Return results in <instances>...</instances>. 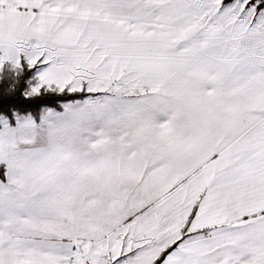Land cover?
Wrapping results in <instances>:
<instances>
[{
	"label": "snow or ice",
	"instance_id": "obj_1",
	"mask_svg": "<svg viewBox=\"0 0 264 264\" xmlns=\"http://www.w3.org/2000/svg\"><path fill=\"white\" fill-rule=\"evenodd\" d=\"M0 264H264V0H0Z\"/></svg>",
	"mask_w": 264,
	"mask_h": 264
},
{
	"label": "trees",
	"instance_id": "obj_2",
	"mask_svg": "<svg viewBox=\"0 0 264 264\" xmlns=\"http://www.w3.org/2000/svg\"><path fill=\"white\" fill-rule=\"evenodd\" d=\"M13 108L22 113L32 112V108L25 103L20 93L10 95L7 90V85L3 81H0V114L7 115L12 119ZM32 114H38V112H32ZM4 167L6 166L0 164V168Z\"/></svg>",
	"mask_w": 264,
	"mask_h": 264
},
{
	"label": "rangeland",
	"instance_id": "obj_3",
	"mask_svg": "<svg viewBox=\"0 0 264 264\" xmlns=\"http://www.w3.org/2000/svg\"><path fill=\"white\" fill-rule=\"evenodd\" d=\"M34 116H35V118L37 119V120H39V118H40V116H39V113L38 114H33ZM10 123L13 125V126H15V124H16V120H15V118H10ZM6 166V165H5Z\"/></svg>",
	"mask_w": 264,
	"mask_h": 264
}]
</instances>
